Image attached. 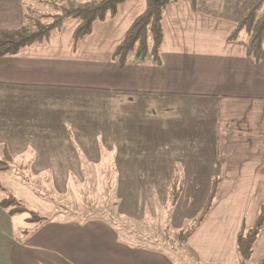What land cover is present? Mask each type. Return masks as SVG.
Here are the masks:
<instances>
[{
  "label": "crops",
  "instance_id": "1",
  "mask_svg": "<svg viewBox=\"0 0 264 264\" xmlns=\"http://www.w3.org/2000/svg\"><path fill=\"white\" fill-rule=\"evenodd\" d=\"M44 1L0 0V29L21 26L24 6ZM146 7L126 0L78 42L73 19L0 57V158L9 153L19 170L52 171L55 183L109 163L125 211L138 220L165 209L172 188H181L177 205L187 210L172 222L192 219L217 181L184 249L199 264H248L264 226L244 257L239 234L253 230L264 203V59H252L243 38L229 40L236 19L180 0L164 14L160 61L121 64L114 51ZM3 199L0 264H178L106 220L33 222Z\"/></svg>",
  "mask_w": 264,
  "mask_h": 264
},
{
  "label": "rangeland",
  "instance_id": "2",
  "mask_svg": "<svg viewBox=\"0 0 264 264\" xmlns=\"http://www.w3.org/2000/svg\"><path fill=\"white\" fill-rule=\"evenodd\" d=\"M45 0L42 4L26 5L24 12L29 9L48 12L51 6ZM254 0H198L197 6L215 15L238 19ZM79 21V19H77ZM80 22V21H79ZM79 25V24H78ZM1 152V150H0ZM11 161V167L0 171V194L8 198L15 196L21 206L38 212L41 216L63 219H79L103 217L115 222L122 237L134 243L157 245L169 252L178 264H199L195 257L187 255L181 233L193 227L196 217L173 223L181 218L185 209L177 205L181 188L171 189V201L166 208H150L146 216L138 220L125 211L122 190L118 186L117 171L105 163L91 165L78 173L68 183L66 179L52 180L54 172H32L19 170V162ZM114 165V164H113ZM174 189V191H173ZM177 189L175 200L174 192ZM177 205V206H176ZM183 205V204H180ZM186 210V209H185ZM187 211V210H186ZM187 215L186 213H184ZM196 219V220H195ZM183 222V223H182ZM182 225V227H180ZM252 230L249 234H251ZM245 234V238L249 237ZM141 240V242H139ZM179 249L185 255H178L173 250ZM264 257V226L259 239L253 245V254L248 264H258Z\"/></svg>",
  "mask_w": 264,
  "mask_h": 264
},
{
  "label": "trees",
  "instance_id": "3",
  "mask_svg": "<svg viewBox=\"0 0 264 264\" xmlns=\"http://www.w3.org/2000/svg\"><path fill=\"white\" fill-rule=\"evenodd\" d=\"M126 0H57L47 2L51 6L50 11L43 12L38 10H28L24 12V22L17 28L0 29V57L8 54H16L34 45L35 43L50 38L54 33L62 30L66 22L79 19V25L74 31L75 41L78 42L84 36L92 32L93 25L98 20H107L116 15L119 7ZM146 10L137 16L128 28L125 38L116 47L114 58L121 64H125L131 58L142 61H160V47L163 42L164 29L163 19L166 8L169 4L180 0H146ZM193 4L197 0H190ZM248 45L249 54L256 62L264 59V0H254L245 12L236 20V27L229 36V40L235 41L242 39ZM12 155L6 153L0 158V171L10 169ZM217 190V181L212 186L210 195L203 208V211L195 219L196 221L187 232L181 233L183 244L187 243L188 238L206 214L210 211ZM174 191V189H173ZM177 189L174 197L176 200ZM2 200V205L10 208L11 212H28L29 219L33 222L50 220L48 217L41 216L38 212L21 206L16 202L15 196ZM102 219L103 217H93L92 219ZM86 218L81 221H87ZM115 225V222L106 220ZM264 223V203L260 207V213L256 224L245 238L244 231L239 234L238 249L240 254L248 257L251 252L252 242L255 240L260 228Z\"/></svg>",
  "mask_w": 264,
  "mask_h": 264
}]
</instances>
